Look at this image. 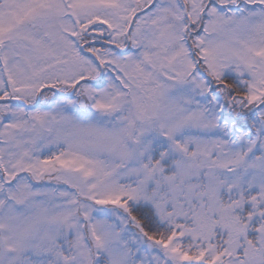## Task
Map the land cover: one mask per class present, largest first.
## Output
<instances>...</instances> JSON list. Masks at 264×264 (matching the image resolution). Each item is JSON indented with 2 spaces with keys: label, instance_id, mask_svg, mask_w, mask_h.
I'll use <instances>...</instances> for the list:
<instances>
[{
  "label": "snow or ice",
  "instance_id": "1",
  "mask_svg": "<svg viewBox=\"0 0 264 264\" xmlns=\"http://www.w3.org/2000/svg\"><path fill=\"white\" fill-rule=\"evenodd\" d=\"M0 264H264V0H0Z\"/></svg>",
  "mask_w": 264,
  "mask_h": 264
}]
</instances>
